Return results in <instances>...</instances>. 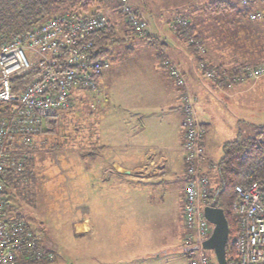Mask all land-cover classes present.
I'll return each mask as SVG.
<instances>
[{"label": "rangeland", "instance_id": "obj_1", "mask_svg": "<svg viewBox=\"0 0 264 264\" xmlns=\"http://www.w3.org/2000/svg\"><path fill=\"white\" fill-rule=\"evenodd\" d=\"M129 1L158 42L168 43V33L178 47L188 49L189 41L195 38L202 43L201 54L215 66L222 64L215 62L219 57H229L233 52L246 54L250 63L264 56V5L260 1L228 0L235 8L217 12L209 8L213 0ZM247 7L262 10V16L250 19L248 14H241ZM102 13L110 17L116 38L108 43L104 56L111 59L105 77L108 97L101 90L80 92L82 99L75 96L73 106L60 110L53 135L45 132L43 125L31 152L33 176L8 188L7 195L3 193L6 217H23L36 238L37 247L27 252L29 257L19 258L18 264L21 260L39 264H181L178 253L161 251L181 228L176 223L177 213L182 212L185 185L183 152L179 150L182 140L178 149L168 151L173 158L172 168L164 175L141 177L138 174L147 170L139 169L138 174L120 176L110 164L112 159L127 160L131 155L129 146L135 140L132 120L141 116V108L149 110L141 118L150 120L142 133L150 144L169 143L158 130L168 121L173 123L175 135L183 133L178 116L169 117L177 105L167 117L161 114L160 102L151 94L169 88L178 104V87L163 65L165 52L161 43L155 47L147 38L134 34L119 6ZM179 14L194 26L193 33L187 28L181 33L179 26L174 27L173 18ZM231 64L223 65L229 68ZM195 69L198 72L196 66ZM198 75L201 77L199 72ZM201 82L209 81L201 77ZM247 85L252 87L247 92L216 98L206 109L214 122L203 144L213 161L222 157L223 141L253 135L264 125V75ZM172 141L176 143L178 139ZM83 147L88 149L86 153L80 152ZM142 153L138 151L140 156ZM164 153L167 154L160 151ZM85 218L89 228L84 232L78 230L77 223ZM207 251L218 264L214 251Z\"/></svg>", "mask_w": 264, "mask_h": 264}, {"label": "built area", "instance_id": "obj_2", "mask_svg": "<svg viewBox=\"0 0 264 264\" xmlns=\"http://www.w3.org/2000/svg\"><path fill=\"white\" fill-rule=\"evenodd\" d=\"M118 6L134 34L142 36L149 32L147 22L129 0H118ZM262 13L257 9L248 16L257 19ZM173 19L174 27L179 26L181 33L182 29H188V21L182 15ZM107 25L106 13L76 15L67 11L0 43V264H18L19 258L29 257L27 252L37 247L35 234L25 219L5 215L1 174L5 168L20 170L23 167L46 118L58 117L60 110L73 106L75 93L101 90V78L110 67V61L96 56L91 35ZM189 42L202 56L196 65L199 74L214 86L231 88L236 83H248L264 75V62L243 63L231 72L223 67L218 69L201 54L204 50L199 40L193 38ZM163 65L174 78L181 101V150L186 179L181 212L185 232L181 248L187 264H214L203 246L213 230V224L204 215V207L215 202L208 172L216 168L217 161L211 160L204 149L206 130L197 116L196 96L188 90L185 77L175 63L165 58ZM31 68L37 70L35 77L19 91H14L11 79ZM234 193L231 212L236 230L231 245L236 264H264V183L236 184Z\"/></svg>", "mask_w": 264, "mask_h": 264}, {"label": "trees", "instance_id": "obj_3", "mask_svg": "<svg viewBox=\"0 0 264 264\" xmlns=\"http://www.w3.org/2000/svg\"><path fill=\"white\" fill-rule=\"evenodd\" d=\"M256 1L264 2V0ZM117 6L118 0H0V43L4 40H8L16 33L24 31L32 25L43 22L56 14H62L67 11L74 12L76 15L97 14L109 8L114 9ZM209 8L212 12H217L233 9L235 6L228 0H213L209 3ZM250 11H254L252 7H248L241 14L246 15ZM180 15L183 17L185 16L184 14ZM238 16H241L240 13H238ZM187 27L190 32L193 33V31H195L194 26L189 22ZM114 32L112 21L108 16V25L102 30L94 31L91 35L93 40V51L96 53V56L104 57L105 54L108 53V43L116 41ZM175 36L179 38V34ZM142 37L147 38L154 45L156 44L154 39H157V37H153L149 33L142 35ZM188 46L189 50L195 55L196 62L200 60L202 56L197 52L195 46L193 44H188ZM165 58L175 63L164 54L162 60ZM108 60L111 63V59ZM245 63L250 62L247 61ZM259 63L261 62L257 61L252 64ZM210 64L213 65L211 62ZM223 64L225 65L227 63L223 62L216 67L218 69L222 67L225 68ZM241 64L243 63L236 60L227 70L231 72L236 69V66ZM175 65L178 67L176 63ZM181 72L184 74L182 70ZM36 74L37 70L31 68L19 76H14L11 79L13 90L16 92L19 91L21 87L25 83L31 81ZM90 93L93 92H89L88 94ZM75 95L76 97L79 96V99H82L80 92L75 93ZM94 97L95 96H93V98ZM56 122V117L46 118L44 122L45 132L53 135ZM15 146L19 147V143L15 142ZM222 151V157L217 161L216 168L210 170L208 173L213 184L212 198L215 197L216 205L224 210L228 221L229 239L226 247L227 264H236L237 259L234 256L232 245L229 243V240L233 238L236 230L235 219L231 212V205L235 198L234 187L236 184L247 185L252 181L264 183V125L259 126L253 135L225 141L222 144ZM33 157V154L30 153L24 159L23 167L20 170H12L11 168H5L3 170L1 180L6 195L8 194V188L17 187L19 184L29 181L30 177L33 176V170L30 168ZM30 263L39 264L35 261H20V264Z\"/></svg>", "mask_w": 264, "mask_h": 264}, {"label": "crops", "instance_id": "obj_4", "mask_svg": "<svg viewBox=\"0 0 264 264\" xmlns=\"http://www.w3.org/2000/svg\"><path fill=\"white\" fill-rule=\"evenodd\" d=\"M261 5H264V2H261ZM247 8H245V10ZM167 35H168V43L164 42V44H163V43H161V41L158 42L156 39V40H154V41H156V44L154 46L158 47V45L161 43L160 44L162 46L161 48L164 49L165 54H167L166 53V51H167L168 53H171V54L173 53L176 55V57L174 56V58L170 55L169 56L167 55L166 57H168L172 61H174L178 65V67L183 71V73H184L183 75H184L185 80L187 82L188 90L190 91V93H192L193 95L196 96V111H197L198 119L202 123V125L204 126V128L206 130L203 139H206L205 138L206 135H208V138H209L210 136L208 134V129L211 127V125L214 121H213L212 117L209 116V111H206V109H207V107L211 106L212 101L217 100L216 98L227 99V98L239 96L242 93L247 92L252 87L248 86L247 83H244L246 85H243L242 83H236L231 88L224 87V86L218 87V86H214V85H209V82H207V84L202 83L201 77L198 75V72L195 69V66H196L195 55L189 50V48L188 49L187 48L182 49V48L178 47L176 45L178 43L175 39H173V36L172 35L170 36L168 33H167ZM151 44H153V43H151ZM263 57L264 56H259L257 58L261 59ZM248 59H251V58H249L246 54L241 55L237 52H233V54L231 56L227 57L224 55L221 59L219 57L215 62H220V63L225 62L227 64H229V62H230V64H231V62L234 63V61L238 60L239 62L245 63V62H247ZM259 59L257 61H259ZM211 63H213V62H211ZM214 64H216V63H214ZM108 71H109V69L104 73V75L101 78V84H102L101 91L106 94V96H104L105 98L108 97L107 91L105 88V84L107 81L105 79V77L107 76ZM254 86H256V85H254ZM176 91H177V93H176V99H177V96H179V94H178V90H176ZM151 94L156 101L160 102L159 111L161 112V114H163L167 117H168L167 114H170L171 108H175L174 106L177 105L176 112L174 110H171L172 112H171V115L169 117L178 116V122L177 123L180 126L181 120H182V113H181V109H180L181 102L179 101L178 104L175 103L176 100L174 98V92H172L171 89L166 88V90L164 92H163V90H159L158 92H154ZM173 100H174V102H173ZM139 111L140 112L142 111V113H148L149 112V110H146L143 108L139 109ZM142 113H141V116H143ZM141 116L139 118H137L136 120L135 119L132 120L133 123H135V125L132 129L133 138H135V140L131 141V145L129 146V148H130L129 151H131L130 152L131 155L126 158L127 160L116 159V158L110 160L111 167L114 170L115 174H119L120 176H125L127 174H132L135 172H137V174H138L139 169H146L147 170L146 173H139L138 174L141 177L146 176L147 178L156 177L159 175H164L166 170L170 172L171 168H172L171 161L173 158L171 157L170 154H168V151L170 152V151H173V149L174 150L178 149L177 146L179 145L180 141L182 140L181 139L182 138V132L179 131L178 134L175 135L174 130H173V128H174L173 123H170V121H168L166 126L164 124H161V126L158 128V130H159V133H161L163 136H165V140H167V142H169V143L160 142L159 145L150 144L148 142L149 139L147 141V138L145 139V137L142 135L144 129H147L149 127L150 120L143 118V119H145V121H146L145 122L144 120H142ZM159 120H161V117H159ZM206 126H208V128H206ZM161 134H159V135H161ZM175 137H176V139H178V141H175L176 143H174L172 141ZM160 138L162 139L161 136H160ZM224 142L225 141H223L222 144ZM180 149H181V146L179 147V150ZM204 149H205V146H204ZM140 150H143L142 156H140L138 154V151H140ZM81 151H82V153H86L88 151V149L86 147H83L80 149V152ZM160 151H166L167 154L164 153L162 155V154H160ZM206 154L210 158V156L207 152H206ZM135 156H137V157L135 158ZM102 171L103 172L106 171V168L104 166L102 167ZM184 179H185V168H184ZM185 181H186V179H185ZM183 188H185V185ZM183 193H184V189H183ZM183 193H182V200H183ZM180 212H181V210H180ZM178 223H180V226H181L180 230L178 232H176L175 234H173L172 240L168 241L164 245L165 249H164V251H161V252H164L165 254L170 253V252L178 253V257L180 259L181 264H182V262L186 264L187 259H186V256L184 254L183 249L181 248L182 238H183L184 232H185V228H184V225L182 222L181 213H180V215L177 213L176 226ZM77 224L79 226L78 230H80V231L85 232L89 228L87 218L78 221ZM153 254H159V252H157V253L154 252Z\"/></svg>", "mask_w": 264, "mask_h": 264}, {"label": "water", "instance_id": "obj_5", "mask_svg": "<svg viewBox=\"0 0 264 264\" xmlns=\"http://www.w3.org/2000/svg\"><path fill=\"white\" fill-rule=\"evenodd\" d=\"M206 219L213 224L211 235L203 242L206 249H212L218 264H227L226 247L229 237V226L224 210L212 202L204 207Z\"/></svg>", "mask_w": 264, "mask_h": 264}]
</instances>
